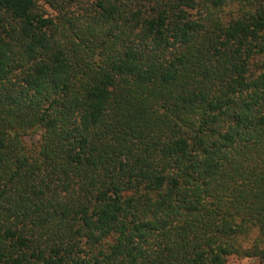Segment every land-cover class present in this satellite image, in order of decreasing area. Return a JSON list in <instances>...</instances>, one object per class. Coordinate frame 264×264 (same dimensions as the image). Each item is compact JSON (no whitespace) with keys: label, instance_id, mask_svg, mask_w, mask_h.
Segmentation results:
<instances>
[{"label":"trees","instance_id":"16d2710c","mask_svg":"<svg viewBox=\"0 0 264 264\" xmlns=\"http://www.w3.org/2000/svg\"><path fill=\"white\" fill-rule=\"evenodd\" d=\"M230 256L264 260V0H0V264Z\"/></svg>","mask_w":264,"mask_h":264},{"label":"rangeland","instance_id":"374dc122","mask_svg":"<svg viewBox=\"0 0 264 264\" xmlns=\"http://www.w3.org/2000/svg\"><path fill=\"white\" fill-rule=\"evenodd\" d=\"M25 140L29 144H35L38 140V134L27 135ZM227 264H264V260H260L258 258H238L236 256H230Z\"/></svg>","mask_w":264,"mask_h":264}]
</instances>
